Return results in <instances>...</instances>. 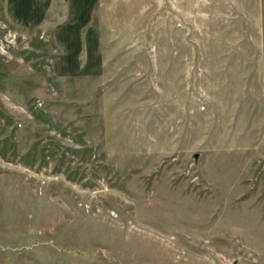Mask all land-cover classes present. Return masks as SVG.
Listing matches in <instances>:
<instances>
[{
  "label": "rangeland",
  "instance_id": "rangeland-1",
  "mask_svg": "<svg viewBox=\"0 0 264 264\" xmlns=\"http://www.w3.org/2000/svg\"><path fill=\"white\" fill-rule=\"evenodd\" d=\"M8 2L0 264H264V0Z\"/></svg>",
  "mask_w": 264,
  "mask_h": 264
},
{
  "label": "crops",
  "instance_id": "crops-1",
  "mask_svg": "<svg viewBox=\"0 0 264 264\" xmlns=\"http://www.w3.org/2000/svg\"><path fill=\"white\" fill-rule=\"evenodd\" d=\"M68 4V10L70 11V15L67 18V21L64 23L66 25V28H74V27H80L81 24L83 25L85 22L84 18L87 15V12L89 11V7L94 5L95 3L98 2V0H65ZM11 6L12 9L21 15H16V17L19 20H26L30 17V14L27 18H24V13L23 12H28L31 10L35 11H43L46 9L48 5V0H38L37 2H34V0H9L8 2ZM37 3V4H35ZM31 5V6H29ZM27 9H29L27 11ZM24 15V16H23ZM30 19V18H29ZM40 17L37 15L35 16L34 19L31 20H39ZM69 24V25H68Z\"/></svg>",
  "mask_w": 264,
  "mask_h": 264
}]
</instances>
